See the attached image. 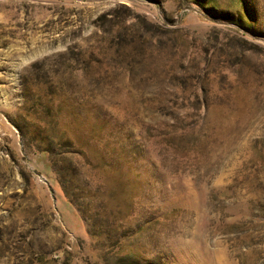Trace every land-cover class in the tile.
Wrapping results in <instances>:
<instances>
[{
    "label": "rangeland",
    "instance_id": "1",
    "mask_svg": "<svg viewBox=\"0 0 264 264\" xmlns=\"http://www.w3.org/2000/svg\"><path fill=\"white\" fill-rule=\"evenodd\" d=\"M0 264H264V0H0Z\"/></svg>",
    "mask_w": 264,
    "mask_h": 264
}]
</instances>
